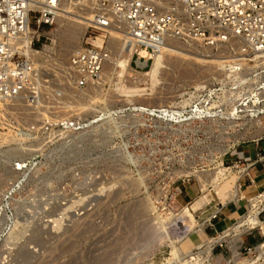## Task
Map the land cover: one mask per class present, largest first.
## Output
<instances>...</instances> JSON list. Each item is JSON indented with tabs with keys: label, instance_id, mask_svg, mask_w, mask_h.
Wrapping results in <instances>:
<instances>
[{
	"label": "rangeland",
	"instance_id": "rangeland-1",
	"mask_svg": "<svg viewBox=\"0 0 264 264\" xmlns=\"http://www.w3.org/2000/svg\"><path fill=\"white\" fill-rule=\"evenodd\" d=\"M67 12V17H71L70 11ZM79 17L88 26V15ZM87 26L76 30L81 41ZM55 28L56 24L44 31L53 34ZM110 38L108 34L106 46L112 54L111 61L102 72L100 86L80 94L78 102L65 104L58 116L78 115L89 119L102 107L118 108L127 103L162 108L173 102L184 88L216 79L218 58L228 55L225 47L216 52L167 40L165 69L152 88L147 75L153 62L139 73L132 70L135 58L120 74L112 70L124 42ZM49 43L41 39L37 49L41 44L50 46ZM78 48L67 52L54 47L49 63L39 67L48 90L62 88L68 92L63 72L69 56ZM175 61L188 63L189 68L179 72L170 64ZM255 107L256 102L246 107L248 115H238L240 123L236 119L231 122L233 109L227 111L223 125L215 121V124L182 126L160 123L154 144L152 135L146 132L137 133L132 127L105 123L47 148L40 143L19 142L25 126L36 121L43 111L30 110L23 100L1 104L0 264H264V245L249 255L250 247L242 242L244 234L251 230L249 216L253 207L242 199V212L238 215L240 207L236 209L233 203L224 205L212 188L205 192L201 188V181L218 180L216 169L222 161L225 167L234 162L228 160L230 152L254 140L236 142L231 135L254 132L252 122L264 117L261 107ZM164 114L166 120L180 121L178 110ZM263 136L259 138L262 141ZM223 149H227L224 157ZM16 164L26 167L16 171ZM255 182L257 185L264 182L263 176ZM164 188L179 189L177 202L181 209L161 221L152 217L154 209L148 196ZM242 191L246 199L253 196L244 187ZM219 202L232 220L226 229L217 226L219 237L211 239L215 241L211 244L208 238L216 234L204 235L205 229L211 227L205 225L203 212ZM176 216L194 229L181 242L175 241L172 234V230H180L170 227ZM153 227H159V231L155 232ZM257 227L253 226L252 230ZM152 230L156 236H151ZM251 235L247 245L257 237L256 233ZM206 247H210L209 254L203 251Z\"/></svg>",
	"mask_w": 264,
	"mask_h": 264
},
{
	"label": "built area",
	"instance_id": "built-area-1",
	"mask_svg": "<svg viewBox=\"0 0 264 264\" xmlns=\"http://www.w3.org/2000/svg\"><path fill=\"white\" fill-rule=\"evenodd\" d=\"M69 1L87 8L89 24L79 48L69 56L63 70L67 92L62 88L48 90L35 62V54L42 53L45 46L41 44L37 49L41 39L51 44L44 30L55 26L62 0H40L37 12L29 8L28 0H0V105L23 100L30 110L44 112L25 126L20 144L55 147L105 123L132 127L137 133L146 132L152 135L154 144L160 123L182 126L218 122L223 125L230 109L234 110V114H230L231 122L236 119L240 123L237 117L249 114L245 112L248 105L256 102L255 108L264 107V0ZM32 13H36L35 16L32 17ZM29 27L34 31L31 38L27 36ZM110 29L124 33L123 46L132 47L130 63L135 58L132 69L135 73L146 70L149 63L162 54L167 40L216 52L225 47L228 55L218 58L216 79L184 88L173 102L162 108L127 103L118 108L102 107L89 119L78 115L58 116L65 104L78 102L80 94L100 86L103 68L112 55L106 46ZM173 110L180 111L179 122L166 120L164 112ZM145 141L137 140L138 143ZM254 142L256 140H251ZM221 165L225 167L223 161ZM15 167L16 171H21L26 166L16 164ZM255 167L260 168L264 178V152L259 149L253 159L235 160L225 169L239 172L242 191L243 187L256 186L251 174ZM179 193L178 188L152 192L148 196L149 205L154 209L152 217L163 221L176 215L181 209L177 202ZM243 200L251 207L252 202H256L258 218L264 213V189ZM222 209L223 205L217 203L204 223L213 227L212 222L219 219ZM216 237L218 234L211 239ZM262 245L264 242L248 248V254L254 255L256 247Z\"/></svg>",
	"mask_w": 264,
	"mask_h": 264
},
{
	"label": "bare ground",
	"instance_id": "bare-ground-1",
	"mask_svg": "<svg viewBox=\"0 0 264 264\" xmlns=\"http://www.w3.org/2000/svg\"><path fill=\"white\" fill-rule=\"evenodd\" d=\"M28 2H29V8L33 12H37L40 9V0H28ZM69 6H70V9H69ZM86 9L87 8H83V6H81L79 4H74V3L70 2L69 0H62L60 7H59L58 14H57L56 28L54 29V33L48 34V36L51 39V44H50V46H47V45L43 46L42 53L35 54V58H36L35 62L38 64V67H41V66L46 67V65L49 63L48 60H49L50 56H53L54 47L62 48V51H64L63 49H65L67 52H70L72 49L79 47V45L81 44V40H80L81 38L79 36V39H78V32L76 33V30L79 31L80 29H82V26H84V28H86V26H87V24L81 20L83 18L79 17L81 15L85 16V15L89 14V12L86 11ZM67 11H70L71 17H67L66 14H69V12H67ZM88 17H87V19L89 20ZM85 22H86V19H85ZM107 33L109 34V36H112V38H110L112 41L118 40L117 42L120 43V42H123V40H124V33H122V32H119V31L117 32V31L110 29L109 31H107ZM33 34H34V31L29 27L27 36H29L31 38V36ZM115 34H117L118 37ZM163 51L164 52H162L161 55L154 58L151 70L147 75L149 77V82L151 83L152 88L158 83L159 76L162 73V70L165 69L164 65L166 63V45H165ZM120 52L121 53L119 54V57H118L117 61L114 63V66L112 68V70L114 72L116 71L117 74H120V71H123L124 69L129 67L130 57L132 54V47L129 44L126 46H123L122 51H120ZM58 53H59V51H58ZM60 55L61 54H59V56ZM109 60L111 61V59H109ZM108 63H107V65H108ZM170 64H171L173 69H176L179 72L186 71L189 68L187 65L188 63L185 64V63H180V62L175 61V62H171ZM105 66L103 68L104 71H102L103 74L106 70ZM259 100L260 99H258V102H259ZM261 108H264V107H261ZM261 108H259V109L261 110ZM261 111H264V109H262ZM252 124L254 125V126L253 125L252 126L255 127L253 133H251V132L246 133V135H243L244 133L242 135L241 134H234V135H231V137H232L231 139H233L236 142L240 141V140H244V139L258 140L260 138V136L264 134V117L252 122ZM249 130H252V129L250 128ZM227 138H229V136ZM226 151H227V149H223L221 153L224 154ZM216 170H217L216 171L217 175L219 176V177H217L218 180L212 179L211 181H205V182L201 181L202 191L205 192L208 189L212 188L213 191L218 196L219 200L224 205L228 204V203H233L236 208H239L240 207V201L242 199H246V197L243 194V191H240V189H239V183H238V180L240 178L239 172L238 171L227 172L228 170H226L221 165H219ZM252 203H253V212L249 216V218H250L249 228H251V230H252L253 226L254 227L260 226V224H261L260 220L258 219V211L256 210L257 204H256V202H252ZM250 209H251V207H250ZM185 218H187V217H185ZM170 227H172V228L175 227L176 229L180 230L179 232L178 231L173 232V230H172V234L174 233L173 235L176 236L175 238L177 239V240L174 239L175 241H179L180 239H182V240L186 239L189 235H191L192 232H194V229L191 230V228L187 227L184 224V222L182 221V219L180 217H177V216L174 217L173 220L171 221ZM154 229H156L155 232L159 231V227L154 228ZM176 229H174V230H176ZM155 232H153V230H152L151 234H153V233L154 234L151 236H154V235L156 236L157 233L155 234ZM218 237H219V234H218ZM218 237H216V239ZM159 238L163 239L161 236ZM160 239H158V240H160ZM179 242H181V241H179ZM208 242L212 244L215 241L211 240V238L210 239L208 238ZM215 244H218V243H215ZM215 244H213V245H215ZM203 251L206 252L207 254H209L210 253V247H206Z\"/></svg>",
	"mask_w": 264,
	"mask_h": 264
},
{
	"label": "crops",
	"instance_id": "crops-1",
	"mask_svg": "<svg viewBox=\"0 0 264 264\" xmlns=\"http://www.w3.org/2000/svg\"><path fill=\"white\" fill-rule=\"evenodd\" d=\"M257 149L264 152V141L259 140V141H256L254 143L248 144V145L238 146L232 152H230L228 160L230 162L238 160V159L241 161L251 160V159H253L254 154H255ZM251 174L255 177V179L262 176L259 167L253 168L251 170ZM263 189H264V182H262L261 184H258V185L256 184V186H254V187H249L247 190H249L250 193H252L254 195L256 193L261 192ZM225 210H226V208L224 207L222 209V212H221L219 219L217 221L213 222V227H211L210 229H205V231L203 230L204 235L206 237H208L209 235L213 236L215 234H219V230H216L217 226L221 225L222 226L221 230H223V229L227 228L226 225L229 226L231 224V220H232L230 218L231 216H229V214H225L224 213ZM213 211H214V208H212L210 210L205 209L203 212L204 213L203 214V218H204L203 221L207 220L209 215ZM240 211L242 212V206L241 205H240V208L237 209L238 215H239ZM259 219L262 222V226H258L254 230H251L250 232L244 234L246 236L244 237V240L242 242L246 247H255L258 244H261L262 242H264V213L259 216ZM205 225L207 226L206 223H205ZM254 233L257 234V237L253 238L255 242L247 245L246 241H248L250 236H252L251 234H254ZM199 234L201 235L202 231H200Z\"/></svg>",
	"mask_w": 264,
	"mask_h": 264
}]
</instances>
